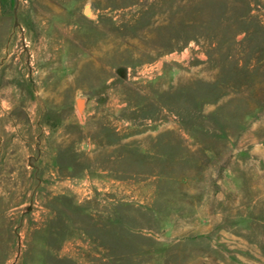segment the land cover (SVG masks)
Masks as SVG:
<instances>
[{
	"label": "rangeland",
	"instance_id": "374dc122",
	"mask_svg": "<svg viewBox=\"0 0 264 264\" xmlns=\"http://www.w3.org/2000/svg\"><path fill=\"white\" fill-rule=\"evenodd\" d=\"M16 1L0 264H264V0Z\"/></svg>",
	"mask_w": 264,
	"mask_h": 264
},
{
	"label": "crops",
	"instance_id": "0c3cea01",
	"mask_svg": "<svg viewBox=\"0 0 264 264\" xmlns=\"http://www.w3.org/2000/svg\"><path fill=\"white\" fill-rule=\"evenodd\" d=\"M16 4V0H0V56L4 53V43L12 32Z\"/></svg>",
	"mask_w": 264,
	"mask_h": 264
},
{
	"label": "water",
	"instance_id": "95a60500",
	"mask_svg": "<svg viewBox=\"0 0 264 264\" xmlns=\"http://www.w3.org/2000/svg\"><path fill=\"white\" fill-rule=\"evenodd\" d=\"M78 108L81 109V101H78Z\"/></svg>",
	"mask_w": 264,
	"mask_h": 264
}]
</instances>
